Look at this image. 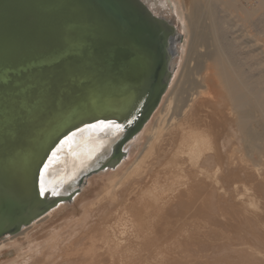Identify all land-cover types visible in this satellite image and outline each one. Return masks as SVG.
<instances>
[{"label":"bare ground","instance_id":"bare-ground-1","mask_svg":"<svg viewBox=\"0 0 264 264\" xmlns=\"http://www.w3.org/2000/svg\"><path fill=\"white\" fill-rule=\"evenodd\" d=\"M143 1L152 12L153 8L165 13L171 6H166L171 0ZM172 3L185 33L184 63L164 106L165 98L161 99L156 122L145 124L144 148L128 167L125 160L116 171L92 178L87 192L73 198L75 202L80 198L74 206L66 198L44 204L40 196L49 191L63 196L99 165L98 158L107 156L122 124L104 119L57 138L52 146L60 142L34 183L36 192L31 187L20 196L22 200L37 196L46 211L56 208L8 239L15 264H191V238L207 234L220 223L224 183L234 188L249 183L252 202L264 201V70L256 77L251 64L241 62L242 47L232 39L233 28L221 29L220 14L238 10L245 24L254 25L257 16V44L264 54V0ZM180 37L171 40L173 56ZM101 122L111 126L99 127ZM130 140L117 146L113 159L122 156ZM135 151H130V157ZM221 171L226 180L219 178ZM255 203L258 208L264 204ZM257 217L264 221V214ZM61 218L57 226L37 235L47 228L44 221ZM253 222L257 227V221ZM8 245L1 248L8 250Z\"/></svg>","mask_w":264,"mask_h":264},{"label":"water","instance_id":"water-1","mask_svg":"<svg viewBox=\"0 0 264 264\" xmlns=\"http://www.w3.org/2000/svg\"><path fill=\"white\" fill-rule=\"evenodd\" d=\"M174 30L143 0H0V240L43 215L21 192L64 135L108 119L122 143L137 136L169 85Z\"/></svg>","mask_w":264,"mask_h":264},{"label":"rangeland","instance_id":"rangeland-1","mask_svg":"<svg viewBox=\"0 0 264 264\" xmlns=\"http://www.w3.org/2000/svg\"><path fill=\"white\" fill-rule=\"evenodd\" d=\"M252 1L256 2V0H252ZM167 3L168 4L166 6L171 4V6L166 8L167 13L166 12L163 13L164 12L162 11L163 9L159 10L160 13L157 12L153 8L152 10L155 11V12L153 11L155 14L157 13L156 15L158 17H161V18L163 17L172 23L175 30H174V33L171 35V39H174V38L176 39V37L181 36L180 38L183 41L181 40L178 43L179 46L177 45L178 53L173 56V52H174L173 51L171 54L170 59H171V62H172L171 64L174 67V69L171 72L169 86L167 87V90L165 91L163 98H165L171 92L172 88H174V85L181 74L183 63H184V60H182L181 56L183 54L182 50H183V43L185 40V33L180 27V24H179L180 20H178L179 14L176 8L174 9V4L172 3V0L168 1ZM243 5L246 6L247 4L243 1ZM219 6L222 7L221 5ZM219 10H221V8ZM220 14L222 15L221 29L224 28L227 30L229 27L233 28V30L231 31L232 39L235 41L237 45L242 47V50L239 51L240 60L242 63L251 64V70L253 74H255L257 77V75H259V71L264 70V54H261L263 47L260 43L257 44V41H259L257 39L260 36L258 33V27L255 26L257 16L254 17V23H255L254 25L253 23L245 24L243 20L244 14H242L238 10H232V11L231 9L223 10V11L221 10ZM170 45H172L171 41H170ZM247 58H250L249 62H246ZM165 103H166V98L163 102V106ZM160 107L162 108V105L161 106L159 105V107L156 109L152 117L146 123L147 125L148 123H150V121L152 123L156 122L157 117H158V110ZM147 125H145L139 131V133L137 134L138 136L133 138L134 140L131 139L129 141L128 146H127L128 149L126 153H122L121 157H117V158L114 157V159L111 160L107 164L109 165L108 168L102 169L99 172L91 173L87 178H85L82 181V183L78 186L79 189L77 191V195L80 193L83 194L87 192V189L90 184V180L92 178L99 176L101 174L105 175L108 172L116 171L125 160H128V162L126 163L124 167H128L134 160V157L145 146V142L147 141V138H148V130L144 128ZM142 135L144 137H143V140L140 141L141 145L139 147H136V144L138 143ZM133 148H135L136 151L134 155L130 157V151ZM224 176L225 174L223 171L219 172V178L223 177L224 179ZM221 193H222L221 212L219 215L220 223L219 225H217L218 227H216L212 231L209 230L207 234L202 235V236H193L191 238L190 240L191 252L189 253V257L192 256L190 257L191 264H195L196 262H198V260L202 261V262L200 261L199 264L200 263L201 264H264V223L261 224L264 221L262 219L260 220V218L258 220V217H257V216L264 214V204H263L264 201L260 200V202L259 201H257L258 203L256 202L257 204H259V207H261L263 204L261 208L257 207L258 205L255 203V201L254 203L257 206H254V203L252 202L253 191L249 183L247 184V186L239 184L235 188L233 184L224 183ZM77 197L78 196H75L74 199ZM74 199L71 200L69 198L66 200V203H68L70 207L71 205L74 206L76 202L79 203L80 198L76 202L74 201ZM249 199H251L250 202H252L253 204L249 202ZM55 208L56 206L50 209L49 211L45 210L42 213L43 215L39 219L35 220L34 222H37L40 219H43L44 217L49 215L51 211ZM253 209L255 210L253 211ZM253 212H255L256 214L252 215L254 214ZM55 218L57 219L58 215H55L54 219ZM253 220L257 221L258 228L254 227ZM61 222H62V218L54 222L52 219H47L43 223V224L45 223L47 224V228L41 231H37L38 232L37 235H40L41 233H45L48 227L57 226ZM245 224L246 225L248 224V226H246ZM27 227L28 226L24 227L23 229ZM16 235L17 234L12 235V236H7L0 240V264H15V261L12 260V256H10L9 254V252L12 249L9 248L10 245H8V242H9L8 239L13 238ZM3 244H7L9 249L3 250L1 248ZM194 252H196V254ZM199 254L202 255L200 256V258H199ZM194 257H196L195 258L196 260L194 259Z\"/></svg>","mask_w":264,"mask_h":264},{"label":"snow or ice","instance_id":"snow-or-ice-1","mask_svg":"<svg viewBox=\"0 0 264 264\" xmlns=\"http://www.w3.org/2000/svg\"><path fill=\"white\" fill-rule=\"evenodd\" d=\"M111 125H104L103 122H101V124L99 125V127H110ZM116 127H119L118 125ZM55 155V154H54ZM46 189L43 187V185L41 186V192H45Z\"/></svg>","mask_w":264,"mask_h":264}]
</instances>
